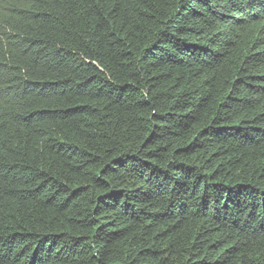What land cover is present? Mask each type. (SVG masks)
<instances>
[{"label": "trees", "instance_id": "trees-1", "mask_svg": "<svg viewBox=\"0 0 264 264\" xmlns=\"http://www.w3.org/2000/svg\"><path fill=\"white\" fill-rule=\"evenodd\" d=\"M0 264H264V0H0Z\"/></svg>", "mask_w": 264, "mask_h": 264}]
</instances>
